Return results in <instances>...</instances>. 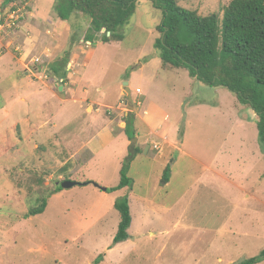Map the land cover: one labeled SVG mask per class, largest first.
Masks as SVG:
<instances>
[{
  "label": "rangeland",
  "instance_id": "rangeland-1",
  "mask_svg": "<svg viewBox=\"0 0 264 264\" xmlns=\"http://www.w3.org/2000/svg\"><path fill=\"white\" fill-rule=\"evenodd\" d=\"M176 1L199 14L214 12L221 17L230 0ZM77 18L80 15L67 21L68 38L60 42L68 53L82 44V23ZM161 18V10L151 1H137L133 14L118 30L122 41L99 45L98 57L91 59L93 69L86 75L99 79V85L94 82L90 87L92 91L103 86L111 93L130 82L136 108L135 91L142 90L145 102L140 112L148 98L163 105L169 116L164 128L183 142L179 149L168 150L163 144L160 150L172 160L170 184L165 187L153 181L159 153L145 144L140 121L134 124L136 143H132L135 136L129 138L133 126L124 124L121 139L92 158H82L73 171L63 172L72 155L68 148L77 147L73 143L78 139L85 141V132L78 139L61 130L31 134L24 121L23 138L19 128L2 130V126L0 264H237L264 249V141L257 134L256 114L233 92L204 84L187 68H162L154 46ZM45 28L38 27L40 40L27 60L36 55L41 60L53 58L45 52L46 46L52 47L45 42ZM21 37L16 32L10 38L13 44L6 48L7 39L1 40L0 54L8 51L18 56L15 46L22 45ZM31 78L38 81L36 75ZM119 95L125 101L122 88ZM3 98L0 92V106ZM107 98L113 102V96ZM112 106H101L102 113L126 111ZM55 110L45 108L40 115L49 121L48 126L61 129L66 117L57 119ZM135 149L140 154L132 157L127 168L130 191L93 186H116L120 169L127 166V156ZM65 177L82 185L62 188L48 196L42 213L22 217L36 197L49 193ZM125 195L132 217L129 238L113 245L119 222L113 203ZM255 264H264V257Z\"/></svg>",
  "mask_w": 264,
  "mask_h": 264
},
{
  "label": "trees",
  "instance_id": "trees-1",
  "mask_svg": "<svg viewBox=\"0 0 264 264\" xmlns=\"http://www.w3.org/2000/svg\"><path fill=\"white\" fill-rule=\"evenodd\" d=\"M137 1L54 0L53 11L59 19L66 21L80 15L77 19L82 23L81 43L87 45L92 44L95 37L102 42L122 40L118 30L133 14ZM149 1L162 13L157 26L159 36L154 46L163 66L187 68L191 76L204 84L221 85L233 92L240 103L253 109L258 137L264 141V0H230L223 8L221 17L214 12L199 14L196 10L178 5L176 0ZM68 55V52H64L47 69L60 83L66 78ZM132 115V110L125 111L122 121L126 127L132 125ZM132 136L134 132L129 138ZM130 152L127 166L120 169L118 184L106 188V191L132 185L127 168L138 149ZM70 167L68 160L60 172L69 171ZM168 175L169 167H166L161 180L166 182ZM63 180L69 179L63 178L49 193L36 197L22 217L26 219L42 213L48 196L62 189L60 183ZM113 207L119 213V222L112 238L115 245L129 238L128 228L132 217L126 195L115 200ZM263 257L264 249L257 256L237 264H255Z\"/></svg>",
  "mask_w": 264,
  "mask_h": 264
},
{
  "label": "crops",
  "instance_id": "crops-1",
  "mask_svg": "<svg viewBox=\"0 0 264 264\" xmlns=\"http://www.w3.org/2000/svg\"><path fill=\"white\" fill-rule=\"evenodd\" d=\"M19 1H27L29 4L27 8L28 13L25 15V18L22 19L16 31L22 35V45L15 46L20 49L17 53L18 56L8 51L4 54H0V92L4 97V102L0 106V128L4 126L2 130H6L7 128H11L12 126L16 127L17 125L22 131L21 136L23 138H25V136L23 135L21 123L24 121L27 123L29 127L28 131H30L31 134L33 131L35 132L34 134H37V132L44 129L49 130V132L61 130L65 132L67 136L78 139L84 134L83 132H85V141L81 142L78 139V143L76 141L73 143V145H78L77 147L71 146L68 148L70 154L72 152L69 171H73L74 167L78 166L82 158H92L98 154L100 150H106L114 144L118 138H122L121 133L124 130L125 124L122 121L124 114L121 115L120 110L108 111L107 109L104 112L107 114L105 115L102 113L100 107H108L110 109V107H114L112 105H115L116 110L122 109L120 103L123 100L119 95V90L121 88L123 90V86H119L111 93L106 92L103 86L96 87L94 91H92L90 87L94 82L98 84L97 80L99 79L95 80L94 77L88 78L86 75L87 70L90 71V69H93L91 59L93 60L98 57L97 52L99 45L107 46L110 43L120 42L122 40L109 42L96 40L95 43L89 46L82 44L74 46L68 55L66 78L63 83H60L54 75L47 72V69L52 61L58 59V57L62 55L59 51L63 54L65 52L64 50L66 47H60V42L68 38L66 35V28H68L69 23L56 16L53 11V0ZM39 26L46 27L45 42H48L52 47L46 46L45 52L49 58L53 56L51 60H42L43 64L41 66L39 64H34L32 62V57L27 60L32 51H34L37 43H39L40 35L37 34ZM12 37L4 38L7 39L5 48L13 44V41H10ZM1 46H3V43L0 40V48H2ZM86 55L88 57H85ZM161 66L167 70L178 69L164 67L162 62ZM35 67L45 68L46 75L47 73L49 75L44 79L37 78L36 76L38 81L33 80L31 77L36 75L34 72ZM142 67L143 64L140 63V68ZM127 86L131 91L130 82L127 83ZM54 87L57 90H55ZM109 94L113 96V102L108 100L107 97ZM135 95V99H137L140 104L137 108L132 107L131 109L133 111V115L131 116L133 132L135 134V130H137H134V124L138 126V122L140 121L145 144H148L152 149L154 144L158 146L157 149H154V151H157L159 154L156 157L158 161V171L157 174L154 175L153 181L160 186L166 187L170 184L172 179V172H170V163L172 160L167 155L160 153V150L163 144L168 147V150L170 148L179 149V146H181L183 142L179 141L178 137L174 138L173 133L164 128L169 116L162 104L151 100L152 98H148L145 103L144 111L140 112L138 109L143 105V102H145L143 98L144 94L142 90L137 88ZM49 107H54L56 109L55 111H58L57 119L61 118L62 121V116L66 117L65 121H62L61 129H57L56 126H48L49 124L47 122L49 121L41 117V112ZM46 126L48 129H46ZM87 132L89 134H87ZM134 136L136 137V141L132 143L138 141V136L136 134ZM166 167H169V175L168 180L163 182L161 178ZM114 169L118 171L119 167L116 166ZM94 187L96 189L98 188L96 186ZM124 188L130 191L132 187H123V189ZM127 194L130 195L129 192Z\"/></svg>",
  "mask_w": 264,
  "mask_h": 264
},
{
  "label": "built area",
  "instance_id": "built-area-1",
  "mask_svg": "<svg viewBox=\"0 0 264 264\" xmlns=\"http://www.w3.org/2000/svg\"><path fill=\"white\" fill-rule=\"evenodd\" d=\"M28 6L29 4L27 1L9 2L8 0H0V40L5 37L13 36L16 33L22 19L25 18V15L28 13ZM15 50L19 51L20 49L15 47ZM32 62L34 64H39L40 66L43 64V61L39 57L32 58ZM39 67H35L34 70L37 78H46L47 75L45 68ZM135 104L139 105L140 102L136 100ZM120 107L123 110H127V104L125 101L120 103ZM153 148L157 149L158 146L154 144Z\"/></svg>",
  "mask_w": 264,
  "mask_h": 264
},
{
  "label": "water",
  "instance_id": "water-1",
  "mask_svg": "<svg viewBox=\"0 0 264 264\" xmlns=\"http://www.w3.org/2000/svg\"><path fill=\"white\" fill-rule=\"evenodd\" d=\"M96 39L97 38L95 37V40ZM123 91H124V94H125V103L127 104V109L131 110L132 107H133L132 106V96H131V91H130L129 87L127 86V82L123 83ZM135 141H136V138H133L132 142H135ZM74 185H76V182L75 181H71V180H63L60 183L61 188H69V187H72ZM94 186L98 187L99 189H101L103 191L106 190L105 187H99L96 183H94Z\"/></svg>",
  "mask_w": 264,
  "mask_h": 264
}]
</instances>
